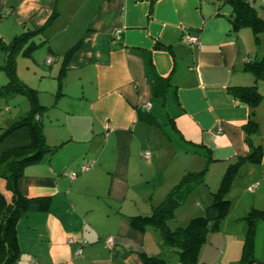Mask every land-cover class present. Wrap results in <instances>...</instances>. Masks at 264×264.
<instances>
[{
  "label": "crops",
  "instance_id": "0c3cea01",
  "mask_svg": "<svg viewBox=\"0 0 264 264\" xmlns=\"http://www.w3.org/2000/svg\"><path fill=\"white\" fill-rule=\"evenodd\" d=\"M245 1L264 23V0ZM230 2L0 0L2 41L36 32L31 45L38 47L17 54L16 66L17 58L43 49L32 59L45 69L34 67L36 86L21 82L46 108L44 142L55 148L25 167L18 182L23 197L48 200V210L19 218L17 264H143L141 256H159L158 232L135 230L129 218L150 215L186 172L205 165L204 183L190 194L187 214H204L231 165L238 167L228 214L238 207L231 196L245 203L236 224L251 210H264V154L257 162L247 159L243 128L250 109L233 95L234 88L257 89L264 82L245 70L264 54V35L256 45L248 28H235ZM184 34L196 36L197 44L183 43ZM74 46L58 79L64 54ZM48 56L55 60L50 65ZM2 59L0 67L4 53ZM3 72L0 87L7 83ZM0 100V132L30 112L23 95ZM9 104H16L12 117L4 114L11 113ZM258 108L259 126L264 99ZM259 130L252 141L264 152ZM29 144V131L21 128L0 143V155ZM144 152H150L148 160ZM83 163L89 170L70 180ZM241 225V233L231 235L239 245L246 230ZM253 261L264 264V220L255 227Z\"/></svg>",
  "mask_w": 264,
  "mask_h": 264
},
{
  "label": "trees",
  "instance_id": "16d2710c",
  "mask_svg": "<svg viewBox=\"0 0 264 264\" xmlns=\"http://www.w3.org/2000/svg\"><path fill=\"white\" fill-rule=\"evenodd\" d=\"M234 16L232 23L235 28H248L254 35L256 45L264 35V23L256 17V11L245 0H230ZM36 32H28L5 43L0 39V51L5 54L4 65L0 67L7 77V83L0 87V98L11 94L23 95L30 102L31 109L20 121L0 132V143L11 133L27 128L30 135L29 146L8 151L0 155V264H17L21 250L17 241L16 226L19 218L31 212H46L48 200L27 199L21 195L18 182L25 167L38 164L45 154H50L55 148L45 145L43 123L41 116L46 110L37 101L36 91L21 82L16 75V57L29 54L37 45L32 44ZM40 45V44H39ZM24 47V48H23ZM76 46L68 50L62 59L60 77ZM52 57V56H48ZM53 58V57H52ZM245 70L252 73L256 79H264V54L259 61H251L245 65ZM233 95L250 109L249 119L243 128L245 143L249 146L247 159L257 162L264 154L261 147L254 145L253 138H258L260 130L255 109L262 98L255 86L233 89ZM237 165L229 166L224 173L221 184L211 195V202L204 209L202 216L192 218L184 227H170L169 221L174 217L175 209L183 206L200 184L204 183L206 168L198 173L183 177L165 196L162 203L153 209L148 216L129 218V225L138 231L153 230L161 239V254L159 256H141L143 264H169L174 258L175 264H204L199 260V252L207 240L210 231L218 229L221 221L226 220L230 209L227 195L237 173ZM264 220V210H251L241 218L246 226L243 244L238 264H253V237L258 222ZM250 261V262H249Z\"/></svg>",
  "mask_w": 264,
  "mask_h": 264
},
{
  "label": "rangeland",
  "instance_id": "374dc122",
  "mask_svg": "<svg viewBox=\"0 0 264 264\" xmlns=\"http://www.w3.org/2000/svg\"><path fill=\"white\" fill-rule=\"evenodd\" d=\"M5 43H8L7 40H3ZM37 42V41H35ZM264 48V44H262V47ZM43 52V49H37L35 50L33 53L36 54L35 56H37V54ZM34 54L32 55L31 58L29 59H19L17 58V66H16V75L17 78L21 81V78H23L24 80H26L29 84L36 86V76H34L33 74V69L34 67L37 69L42 68L43 70H45L43 67L40 66H35L33 65L32 59L34 57ZM3 53L0 51V65L3 64V59H2ZM39 64V63H37ZM57 64V63H54ZM59 65V63H58ZM47 71V70H46ZM38 72V70H37ZM47 73L49 74V71H47ZM1 74V73H0ZM39 75V74H38ZM2 76L4 75V72L2 73ZM7 81V77L5 76V83ZM257 92L261 95L264 96V82H259L258 83V88L256 89ZM19 99L21 100H25L22 97H19ZM3 100V99H1ZM0 100V101H1ZM26 101H24L25 103ZM14 106H16V104H9L7 107L11 108V113H7L5 112L4 114L8 115L7 117H12L14 113H12V110H14ZM5 109V108H4ZM259 108L257 107L255 109L256 113L258 112ZM257 115V114H256ZM5 116V115H4ZM261 121L264 120V117H262L260 119ZM11 124H9L10 126ZM260 129L261 132H264V123L260 124ZM8 127V126H7ZM204 168H206V165L200 169L203 170ZM199 171V172H200ZM208 171V170H206ZM191 173H198L197 171L194 172H186L183 177L191 174ZM215 174V172H213V175ZM182 177V178H183ZM204 181V180H203ZM201 185H198L196 188V191L201 188ZM234 195V194H233ZM193 196V195H192ZM249 197L252 198L251 195L248 194ZM227 198L228 195H227ZM237 198L238 196H231V201L232 202V207L237 209L235 210L236 214H230L228 218H230V221L224 220L221 221L218 225V229L210 231L207 235V240L206 242L203 244V246L200 249L199 252V260L202 263L205 264H236L234 259H238L239 255H240V251L241 250H237V248L242 247V242L236 241L232 242L231 240H235L231 235L233 233L238 234L241 233V224L243 223H239L236 224L234 222V220L238 219L239 217H241L244 214H238V212L241 211V209L243 208L244 204L243 201L241 200L240 203L238 204L237 202ZM191 199V195L188 197L187 201H186V208L185 211L183 209V207H179L177 209H175L174 211V217L169 221V226L174 228V227H184L187 225V223L194 217H198V216H202L203 214H187L189 213L191 210L188 209V201ZM200 201V200H199ZM202 202V201H200ZM202 204H204L202 202ZM188 205V206H187ZM242 222V221H240ZM242 241V240H241ZM228 243V246L225 248V243ZM236 249V250H234ZM253 261V260H252ZM250 262V261H249ZM255 262V261H254ZM257 263V262H255ZM169 264H175V260L174 258H172L171 260H169ZM258 264V263H257Z\"/></svg>",
  "mask_w": 264,
  "mask_h": 264
},
{
  "label": "built area",
  "instance_id": "2783aa9c",
  "mask_svg": "<svg viewBox=\"0 0 264 264\" xmlns=\"http://www.w3.org/2000/svg\"><path fill=\"white\" fill-rule=\"evenodd\" d=\"M182 42L185 43V44H187V45L195 46V45L197 44V38H196V36H193V35L184 34V35L182 36ZM54 61H55L54 58H52V57H47L46 60H45V64H46V65H50V64L53 63ZM146 107L148 108L149 105L147 104ZM150 156H151L150 152H144V154H143V157H144L146 160H148V159L150 158ZM90 167H91V165H89V164H87V163H83V164L81 165L80 169H79V172H77V171H76V172L73 171V172H70V173H69V175H68L69 179H70V180H74V179L78 176L79 173H83V172L89 170ZM254 189H255V187H251V188H249V191H250V192H253ZM105 243H106L107 247H111L112 244H113V241H112L111 238H108V239H106ZM78 253H80V252L77 251V254H78Z\"/></svg>",
  "mask_w": 264,
  "mask_h": 264
}]
</instances>
